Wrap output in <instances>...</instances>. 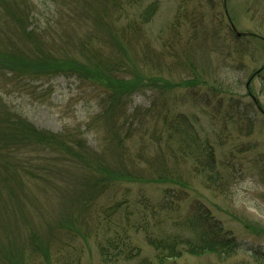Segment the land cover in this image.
I'll list each match as a JSON object with an SVG mask.
<instances>
[{
	"label": "rangeland",
	"instance_id": "obj_1",
	"mask_svg": "<svg viewBox=\"0 0 264 264\" xmlns=\"http://www.w3.org/2000/svg\"><path fill=\"white\" fill-rule=\"evenodd\" d=\"M31 1L34 22L44 21L43 12H48L46 6L51 7L52 0ZM153 2L159 5L156 16L139 30L135 21ZM108 10L110 21L124 28L125 37L131 41L128 64L134 69L127 75L156 76L158 85L156 107L147 88L126 101L128 121L142 127L124 141V160L119 162L141 172L144 178L120 182L117 189L103 196L106 206L116 200L130 203L129 217L120 210L111 218L122 219L134 246L131 258L111 257L105 264H264V0H142L124 12L111 5ZM28 83L13 85L0 80V97L38 128L77 135L97 151L103 149L109 133L103 121H94L103 109L102 94L95 86L84 79L65 76ZM172 114L186 116L188 133L200 143L211 145L215 153L212 167L201 160L203 172L195 170L200 158L194 142H189L190 148L182 149L175 159L168 155L169 145L177 148L188 140L186 134L168 127ZM175 123L180 126L183 122ZM163 151L161 159L185 160L183 173L188 185L187 193L177 203L180 207L174 212L158 209L160 215L156 218L149 215L146 199L156 205L163 190L172 184L156 182V174L150 181L148 160H156ZM33 193L40 194L35 187ZM49 202L53 205L44 203L42 207L45 215H35L45 219L46 227L60 211L54 205L56 200ZM198 203L236 239L239 250L228 258L213 253H183L161 262L149 238L163 232L185 233L186 228L173 226L167 214L184 218L194 213ZM1 217L5 219L0 221V243L8 247L16 234L18 240L10 248L18 258L23 246L21 234L28 227L25 221L15 224L8 216L0 214ZM157 220L162 221L159 232ZM145 223L148 231L142 229ZM89 237V247H85L80 264H103L93 245L94 236ZM41 260L44 258L39 256L36 261ZM18 262L35 264L28 262L25 255Z\"/></svg>",
	"mask_w": 264,
	"mask_h": 264
},
{
	"label": "trees",
	"instance_id": "obj_2",
	"mask_svg": "<svg viewBox=\"0 0 264 264\" xmlns=\"http://www.w3.org/2000/svg\"><path fill=\"white\" fill-rule=\"evenodd\" d=\"M137 1L142 0H52L51 7L46 6L48 12H43L44 21L36 23L31 0H0V80L19 85L58 76L84 79L102 94L103 109L94 121H103L109 133L107 143L97 151L77 135L38 128L0 97V214L15 220V224L25 221L28 227L21 234L20 257L16 258V251L10 248L18 240L16 234L8 247L0 243V264H20L18 261L24 255L35 264H80L91 234L103 264L110 262L111 257H129L134 251L122 219L111 218L120 210L129 217L130 203L116 200L106 206L102 199L107 191L117 189L120 182L144 178L141 172L119 162L124 160V141L142 127L128 121L125 105L132 95L147 88L156 107L158 80L156 76L127 75L134 69L128 64L131 41L125 37L124 28L110 21L108 10L111 5L124 12ZM158 7L153 2L141 11L135 21L139 30L152 21ZM112 46H117V50H112ZM111 50L116 54L112 55ZM168 118V127L186 134L189 140L177 148L169 145L168 155L175 159L194 142L195 152L199 151L196 156L200 158L195 170L203 172L202 161L212 167L215 153L211 145L200 143L188 133L186 116L172 114ZM179 121L183 122L180 126L175 123ZM163 155L164 151L156 155V160H148L149 180L156 174V182L173 185L163 190L156 205L146 199L149 215L156 218L159 210L174 212L180 207L177 203L187 193L188 185L183 173L185 160L161 159ZM33 187L40 194L33 193ZM50 199L56 200L54 205L60 211L57 219L46 227L45 219L39 220L35 215H45L42 207L44 203L53 205ZM4 219L1 217L0 221ZM167 219H173L172 225L183 226L186 232H163L149 238L156 245L161 262L183 253L195 256L213 253L228 258L239 250L236 239L204 205L198 203L194 213L184 218H171L168 213ZM161 223L156 221L158 232ZM133 227L138 229L137 224ZM142 229L148 231L149 225L145 223ZM39 256L44 258L41 263L36 261Z\"/></svg>",
	"mask_w": 264,
	"mask_h": 264
}]
</instances>
